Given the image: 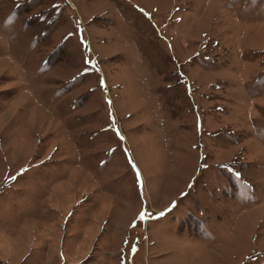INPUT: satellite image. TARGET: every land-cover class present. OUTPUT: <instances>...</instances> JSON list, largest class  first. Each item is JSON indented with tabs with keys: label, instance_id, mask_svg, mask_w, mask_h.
<instances>
[{
	"label": "rangeland",
	"instance_id": "1",
	"mask_svg": "<svg viewBox=\"0 0 264 264\" xmlns=\"http://www.w3.org/2000/svg\"><path fill=\"white\" fill-rule=\"evenodd\" d=\"M0 264H264V0H0Z\"/></svg>",
	"mask_w": 264,
	"mask_h": 264
},
{
	"label": "snow or ice",
	"instance_id": "2",
	"mask_svg": "<svg viewBox=\"0 0 264 264\" xmlns=\"http://www.w3.org/2000/svg\"><path fill=\"white\" fill-rule=\"evenodd\" d=\"M143 215V214H142ZM161 215H163V213H161Z\"/></svg>",
	"mask_w": 264,
	"mask_h": 264
}]
</instances>
